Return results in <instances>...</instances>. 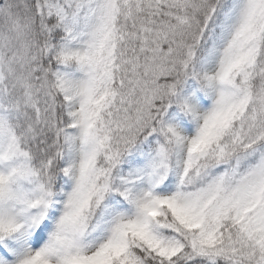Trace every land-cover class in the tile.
I'll return each mask as SVG.
<instances>
[{
    "label": "snow or ice",
    "instance_id": "6c2138e0",
    "mask_svg": "<svg viewBox=\"0 0 264 264\" xmlns=\"http://www.w3.org/2000/svg\"><path fill=\"white\" fill-rule=\"evenodd\" d=\"M0 264H264V0H0Z\"/></svg>",
    "mask_w": 264,
    "mask_h": 264
}]
</instances>
